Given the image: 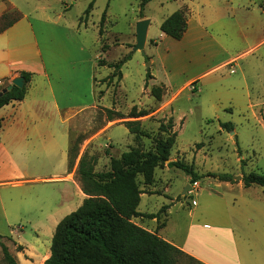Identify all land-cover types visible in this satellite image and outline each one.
I'll return each mask as SVG.
<instances>
[{
    "label": "rangeland",
    "instance_id": "rangeland-1",
    "mask_svg": "<svg viewBox=\"0 0 264 264\" xmlns=\"http://www.w3.org/2000/svg\"><path fill=\"white\" fill-rule=\"evenodd\" d=\"M14 1L18 3L21 11L31 12L34 17L45 14L53 21H59L60 25L74 27L72 29L80 41L94 55L105 59L104 65H99L98 58L94 60V75L97 79L93 101L95 108L80 114L71 124L72 143L79 149L78 159L85 153L88 159L95 158L97 171L108 170L111 157L119 158L138 143L143 150H150L158 138L166 137L159 128L161 124L169 125L173 113V107L170 106L177 95L163 86H157L161 89L157 94L160 100L157 101L152 95V87L147 85L148 74L161 71L162 62L167 59L168 53L169 56L172 54L166 42H159L158 48L151 44L152 41L160 39L162 19L187 8L192 10L193 15L201 12L204 18V15L212 10L223 9L220 18H232L223 19L220 23L229 29L228 34L221 35L220 39L238 56L234 65L235 73H231V67L212 72L199 85L200 92L192 85L174 104L177 138L172 150V159L194 166V171L200 177V189L192 195L191 189L184 194L186 186L194 184H191V176L175 168L159 169L156 171V177L160 180L156 186L159 193L145 196L139 209L145 213H158L165 206H175L169 230L175 229L176 235L179 236L192 221L189 216L191 209L196 208L193 221L197 223V218L203 216L200 212L205 209L211 195H222L224 201H215L217 208L223 210L225 216L231 220V227L235 228L241 241L248 247L253 246L255 233L264 228V200H257L256 205L261 211L254 215L248 211L243 197L255 200V190L261 188L254 186L253 190L241 195L238 189L229 192L223 181L213 176L228 175L235 178L250 172L264 175V42L261 43L264 40V0H150L144 7V0ZM92 4L93 8L87 14ZM40 7H46L47 10H38ZM104 14L106 21L101 36ZM144 16L152 20L147 46L143 51H134L136 27L139 18ZM105 45L108 49L103 52ZM123 60H126L122 67L124 78L119 84L117 78L112 77L114 69L109 66ZM151 60H154L152 67L149 66ZM190 76L183 70L178 73V78L182 81ZM164 106L166 109L163 113L144 126L141 125V128L150 134V139L145 137L137 141L130 135L126 125L119 124L135 121L134 119L109 122L106 111L113 110L129 117L134 107L137 111L151 112ZM224 107L231 111H225ZM221 123H232L233 131L222 130ZM105 127L113 128L106 135L92 140L99 133L102 134L101 131ZM33 168L38 169L40 174H45L49 167L40 165ZM240 181L242 180L234 179L233 183ZM167 186L168 191L165 190ZM249 195H252V198H249ZM172 200H176L173 205ZM75 205L71 208L73 210L65 209L62 215L66 216L75 211ZM148 220L138 218L134 221L137 225L147 222L152 224ZM160 220L159 226L164 222V213H161ZM207 224L212 225L209 222ZM152 225L157 226L156 223ZM23 226L21 231L18 224L13 225L9 230L16 233L7 232L6 238L0 236V264H8L3 246L8 248L18 264H29L26 261L30 257H24L23 247L16 246V243L30 248L37 241H41V236L45 238L43 242L48 240L46 235L35 230L33 226ZM165 235L172 236L169 231ZM52 239L51 237L49 250ZM30 256L36 258V255ZM179 264L197 263L182 256Z\"/></svg>",
    "mask_w": 264,
    "mask_h": 264
},
{
    "label": "crops",
    "instance_id": "crops-1",
    "mask_svg": "<svg viewBox=\"0 0 264 264\" xmlns=\"http://www.w3.org/2000/svg\"><path fill=\"white\" fill-rule=\"evenodd\" d=\"M10 10H16L20 18L0 34V90L10 86L14 79L22 77L23 72L31 74L32 79L23 101L12 102L0 110V236L6 238L7 232L13 234L15 231L9 229L16 224L21 231L23 225H31L41 231L48 238L45 242L44 236H41V241L30 248L17 243L16 246L23 247L24 257H30L26 261L29 264H44L51 255L50 238H53L59 223L69 215L63 216V211L73 210L71 208L75 204L78 209L88 198L78 179L79 156L74 166L69 167L71 124L80 114L95 108L93 101L97 79L94 75V60L105 59L94 55L80 41L72 29L74 27L60 25L59 21H53L45 14L34 17L31 12L21 11L14 0H0V18ZM38 10L47 9L40 7ZM223 12V9L212 10L204 18L201 12L193 15L192 10L187 8V29L181 40L162 33L159 41L151 42L156 48L159 42H166L169 52H172L162 62L161 71L150 72L151 78L147 85L152 88L163 86L177 95L170 106L173 107L171 118L174 132V104L184 91L195 85L197 92H200L199 85L207 75L226 67H231V73H235L234 65L238 56L220 39L221 35L229 32L228 27L220 23L223 19H232L220 18ZM166 19H162L160 26ZM142 20H150L149 34L152 20L144 16L138 22ZM153 65L154 60H151L149 66ZM181 70L191 75L185 81L178 78ZM165 109L164 106L158 111H151L148 116L138 120L144 126ZM224 110L231 111L229 108ZM119 124L125 125L124 122ZM111 128L105 127L102 134L99 133L92 140L106 135ZM171 161H175L172 156ZM40 165L49 167L45 174L33 168ZM159 169L170 170L167 163L163 169ZM155 178V184L144 188L146 193L141 195L138 207L141 214H156L139 209L145 196L159 193L156 186L160 180L156 174ZM198 184L200 189L199 181ZM223 184L229 192L238 189L241 195L253 190L254 186L260 187L253 185L245 188L242 181ZM260 188L255 190V200L243 197L248 211L254 215L261 211L256 205L257 200H264V189ZM165 190H169L168 186ZM217 200L224 201V196L211 195L197 223L193 221L196 208L191 209L189 216L192 221L179 236L175 229L169 230L175 206H168L164 213L165 226L161 229H158L160 219L148 220L157 226L149 222L138 225L149 232H157L197 264H264V228L255 233L254 245L246 246L236 234L235 228L231 227V220L223 210L217 208ZM175 202L172 200V205ZM167 231L172 236L165 235ZM32 254L36 258L30 256Z\"/></svg>",
    "mask_w": 264,
    "mask_h": 264
},
{
    "label": "trees",
    "instance_id": "trees-1",
    "mask_svg": "<svg viewBox=\"0 0 264 264\" xmlns=\"http://www.w3.org/2000/svg\"><path fill=\"white\" fill-rule=\"evenodd\" d=\"M150 0H144V7ZM93 8L89 7L87 14ZM16 16L15 18H10ZM20 15L16 10H10L0 18V34L12 26ZM106 21L104 14L101 22L100 35ZM187 29V16L185 11H177L170 15L160 26L165 35L181 40ZM103 52L108 46H103ZM127 60V59H126ZM126 60L109 67L114 69L113 78L122 79V67ZM99 65H104L99 61ZM24 88L16 86L7 94L0 97V110L12 102L23 101L28 91L32 75L23 72ZM150 73L147 79H150ZM6 89V88H5ZM4 90V89H3ZM0 90V93L3 91ZM160 88L154 87L152 95L160 100L157 94ZM108 121L122 119H135L124 122L136 141L149 138L150 134L141 128L138 119L146 117L150 112L137 111L134 107L129 117L120 112L106 110ZM222 130L233 131L232 123H221ZM173 120L168 126L161 124L159 131L166 134L155 141L150 150H143L141 144L132 147L119 158L111 157L110 166L106 171L96 170V159H88L85 153L79 162L78 176L82 191L88 196L83 204L73 213L66 216L57 226L51 244V255L44 264H179L182 256L188 257L183 251L161 238L157 232H149L135 223V219L146 218L159 221L161 213H165L168 206L163 207L156 214H141L138 207L141 195L146 193L144 188L153 186L156 182V170L165 167L170 161L172 150L176 144L177 134L173 132ZM79 156V149L73 143L69 150V167L72 168ZM169 168H175L191 176V184L198 182L200 177L194 171V166L184 161H171ZM223 182H234L228 175L213 176ZM242 182L245 188L253 185L264 189V175L256 172L244 173ZM165 226L160 225L158 229ZM5 260L8 264H18L10 254L8 248L3 246ZM197 263V262H196Z\"/></svg>",
    "mask_w": 264,
    "mask_h": 264
},
{
    "label": "water",
    "instance_id": "water-1",
    "mask_svg": "<svg viewBox=\"0 0 264 264\" xmlns=\"http://www.w3.org/2000/svg\"><path fill=\"white\" fill-rule=\"evenodd\" d=\"M149 25H150V20H142V21L138 22L137 27H136V38L137 39H136V46L134 48V51H143L145 49ZM14 86H16L20 89L24 88V86H25L24 78L18 77L16 79H14L12 84L0 93V97L7 94L8 92H10ZM168 163H169V161H167V164ZM234 179L242 180V177L238 176V177H235ZM190 187H191L190 185L187 186V188L184 191V194L187 193V191L190 189Z\"/></svg>",
    "mask_w": 264,
    "mask_h": 264
},
{
    "label": "built area",
    "instance_id": "built-area-1",
    "mask_svg": "<svg viewBox=\"0 0 264 264\" xmlns=\"http://www.w3.org/2000/svg\"><path fill=\"white\" fill-rule=\"evenodd\" d=\"M194 89H196L197 90V88L195 87ZM190 189H191V193L190 194H193L194 193V191H196V190H198L199 189V184L197 183V182H195L194 184H193V186H191L190 187Z\"/></svg>",
    "mask_w": 264,
    "mask_h": 264
}]
</instances>
